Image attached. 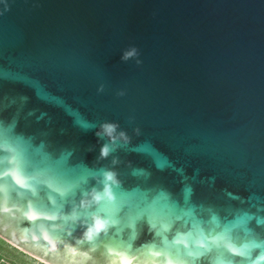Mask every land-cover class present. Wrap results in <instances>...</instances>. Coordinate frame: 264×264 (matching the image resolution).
<instances>
[{"label":"water","instance_id":"1","mask_svg":"<svg viewBox=\"0 0 264 264\" xmlns=\"http://www.w3.org/2000/svg\"><path fill=\"white\" fill-rule=\"evenodd\" d=\"M0 235L49 264H264V0H0Z\"/></svg>","mask_w":264,"mask_h":264},{"label":"clouds","instance_id":"2","mask_svg":"<svg viewBox=\"0 0 264 264\" xmlns=\"http://www.w3.org/2000/svg\"><path fill=\"white\" fill-rule=\"evenodd\" d=\"M134 54H135V50H134V49H133L132 51L126 52V53L124 54L123 59L126 60V59H128L129 57L133 56ZM117 127H118V126H117L116 124H113V123H105V124H102V125L100 126V130H98V131L96 132V135H97L98 137L107 136V137L109 138V140L112 141L113 143H114L117 139H122V140H124L125 142H127V140H128L127 135H126L124 132H122V131L119 132V133H117ZM109 151H110V149H109L108 145L105 144V145L101 148V156H102V157H106V156H108ZM114 163H115V161H114ZM105 175H106L107 180H113V179H114V174L111 173V172H108V173H106ZM106 194H107V192H106ZM95 199L99 200V199H100V196H99V195H96V196H95ZM104 226H105L104 221H102V220H100V219H97V220L95 221V229H90V230H89V235L91 234V232H92L93 230H101V229L104 228Z\"/></svg>","mask_w":264,"mask_h":264},{"label":"rangeland","instance_id":"3","mask_svg":"<svg viewBox=\"0 0 264 264\" xmlns=\"http://www.w3.org/2000/svg\"><path fill=\"white\" fill-rule=\"evenodd\" d=\"M0 264H49L27 253L0 235Z\"/></svg>","mask_w":264,"mask_h":264},{"label":"snow or ice","instance_id":"4","mask_svg":"<svg viewBox=\"0 0 264 264\" xmlns=\"http://www.w3.org/2000/svg\"><path fill=\"white\" fill-rule=\"evenodd\" d=\"M125 264H127V262H125Z\"/></svg>","mask_w":264,"mask_h":264}]
</instances>
